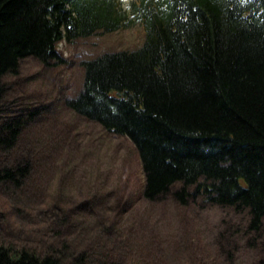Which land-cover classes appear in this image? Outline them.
I'll return each instance as SVG.
<instances>
[{"label": "trees", "instance_id": "1", "mask_svg": "<svg viewBox=\"0 0 264 264\" xmlns=\"http://www.w3.org/2000/svg\"><path fill=\"white\" fill-rule=\"evenodd\" d=\"M131 6L145 26L143 44L83 61V89L66 105L131 139L146 175V200L200 198L246 211V232L261 236L264 0H139ZM131 22L118 0H0V84L28 57L58 65L63 38ZM25 126L21 117L5 116L0 141L15 147ZM26 170L6 168L0 182ZM86 260L82 254L78 264ZM0 264L62 261L28 249L12 255L1 245Z\"/></svg>", "mask_w": 264, "mask_h": 264}, {"label": "rangeland", "instance_id": "2", "mask_svg": "<svg viewBox=\"0 0 264 264\" xmlns=\"http://www.w3.org/2000/svg\"><path fill=\"white\" fill-rule=\"evenodd\" d=\"M144 39L138 22L66 38L57 48L63 65L28 57L18 74L4 77L0 123L21 117L26 126L15 147L0 141V171L27 170L0 182V246L12 255L50 253L63 264H78L82 254L88 264H264V233L246 232V211L200 198L146 200V175L131 139L66 105L83 86V61Z\"/></svg>", "mask_w": 264, "mask_h": 264}, {"label": "bare ground", "instance_id": "3", "mask_svg": "<svg viewBox=\"0 0 264 264\" xmlns=\"http://www.w3.org/2000/svg\"><path fill=\"white\" fill-rule=\"evenodd\" d=\"M40 61V60H39ZM41 62V61H40ZM43 65H47V64H45V63H43V62H41ZM65 63V58H64V60L63 59H61V61L58 63V65H63ZM21 66V65H20ZM83 89V86H82V88H81V90ZM63 264V263H62Z\"/></svg>", "mask_w": 264, "mask_h": 264}]
</instances>
